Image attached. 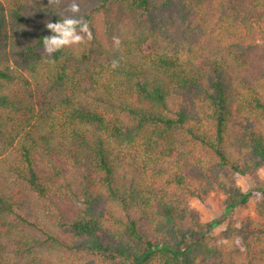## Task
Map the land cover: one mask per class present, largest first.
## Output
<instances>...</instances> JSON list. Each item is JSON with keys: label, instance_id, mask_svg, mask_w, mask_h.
Instances as JSON below:
<instances>
[{"label": "trees", "instance_id": "1", "mask_svg": "<svg viewBox=\"0 0 264 264\" xmlns=\"http://www.w3.org/2000/svg\"><path fill=\"white\" fill-rule=\"evenodd\" d=\"M75 2H0V264H264V182L212 232L264 167V0ZM68 16L92 40L46 58Z\"/></svg>", "mask_w": 264, "mask_h": 264}, {"label": "rangeland", "instance_id": "2", "mask_svg": "<svg viewBox=\"0 0 264 264\" xmlns=\"http://www.w3.org/2000/svg\"><path fill=\"white\" fill-rule=\"evenodd\" d=\"M4 3V0H0ZM257 42L264 44V21H261L257 28ZM264 182V167L260 168L257 178H252L247 175L238 178V186L241 191L249 193L247 201L243 204L231 208L227 214L226 219L220 224L212 228L214 234L222 231L228 222L240 223L250 216H255V205L258 201L257 186ZM226 195L221 192H212L205 201H200L197 198H191L189 203L191 209L195 212L198 219L202 223H206L211 219L220 217L226 209Z\"/></svg>", "mask_w": 264, "mask_h": 264}, {"label": "clouds", "instance_id": "3", "mask_svg": "<svg viewBox=\"0 0 264 264\" xmlns=\"http://www.w3.org/2000/svg\"><path fill=\"white\" fill-rule=\"evenodd\" d=\"M67 11L73 14L79 13L80 7L75 0H71ZM46 28L52 33L51 35L44 36L42 41L43 52L46 58H51L53 53L62 48L83 44L86 41H91L93 38L88 21L83 18H76L75 16L64 17L54 23L46 22ZM112 39L114 46L118 49L121 43L120 38L114 36ZM111 67L113 69L119 67V60L113 59Z\"/></svg>", "mask_w": 264, "mask_h": 264}]
</instances>
